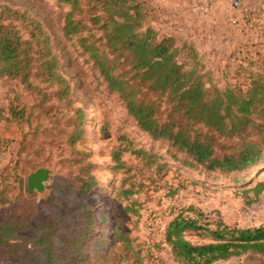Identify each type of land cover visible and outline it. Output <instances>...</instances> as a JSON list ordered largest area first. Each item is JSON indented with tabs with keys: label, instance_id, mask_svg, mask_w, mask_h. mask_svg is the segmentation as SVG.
Wrapping results in <instances>:
<instances>
[{
	"label": "rangeland",
	"instance_id": "374dc122",
	"mask_svg": "<svg viewBox=\"0 0 264 264\" xmlns=\"http://www.w3.org/2000/svg\"><path fill=\"white\" fill-rule=\"evenodd\" d=\"M149 1L147 24L160 39H176L178 59L202 75L206 87L245 89L264 75V29L249 23L262 32V38H252L240 24H212L205 8L201 16L166 19L178 0ZM0 5L27 11L42 23L70 86L68 100L61 102L53 97L57 88L36 72L29 87L0 76V217L8 215L25 228L19 234L23 244L34 246L33 228L41 223L64 219L55 236L63 251L61 235L75 225L59 209L80 200L94 212L86 264H183L165 241L167 226L178 217L197 221L198 229L184 233L194 244L209 243L208 231L218 227L264 226V192L250 190L264 181V171L244 183L253 169L227 174L187 166V155L138 127L87 55L63 37L68 7L55 0H0ZM79 109L82 137L73 144ZM40 168L50 170V181L43 193L30 195L27 179ZM81 180L94 183L90 193H80ZM214 264H264V256L249 252Z\"/></svg>",
	"mask_w": 264,
	"mask_h": 264
},
{
	"label": "trees",
	"instance_id": "16d2710c",
	"mask_svg": "<svg viewBox=\"0 0 264 264\" xmlns=\"http://www.w3.org/2000/svg\"><path fill=\"white\" fill-rule=\"evenodd\" d=\"M55 1L68 7L63 37L77 43L93 71L119 96L143 132L187 155L185 164L191 168L227 174L253 169L244 183L264 171V75L245 89L206 87L203 76L178 59L176 39H160L147 24L149 0ZM54 49L48 31L29 12L0 5L1 77L20 79L29 87L36 72L37 78L57 88L53 97L67 101L70 86L59 72ZM77 113L73 144L82 137L83 112L79 109ZM81 183L82 194L95 186ZM250 190L261 194L264 181L255 182ZM59 215H72L75 225L61 235V252L55 236L64 219L33 228L35 244L31 247L21 242L19 234L25 228L8 215L0 217V264H86L94 212L80 200L59 209ZM198 228L197 221L181 217L167 226L165 241L178 262L214 264L249 252L264 256V226L218 227L208 231L210 242L205 244L184 237L186 231Z\"/></svg>",
	"mask_w": 264,
	"mask_h": 264
},
{
	"label": "crops",
	"instance_id": "0c3cea01",
	"mask_svg": "<svg viewBox=\"0 0 264 264\" xmlns=\"http://www.w3.org/2000/svg\"><path fill=\"white\" fill-rule=\"evenodd\" d=\"M158 3L160 5L162 4L164 7L167 6L165 5V1L162 2L159 1ZM176 6L178 7H174L175 9L171 10L170 11L171 13L169 11H166V13H164L165 15H167L166 19H171L170 18L171 15H175V14H177L178 16L180 15L187 16L189 13L190 14L197 13L198 15L201 16V12L205 8L209 10V15H211L210 18L212 20V24H217L219 21L224 22L225 24H228L229 26L232 27H235L236 25L240 24L241 27L242 26L244 27L246 32L250 33L249 34L250 37L262 38V32L251 28L249 22H247L244 19L243 15L230 6L229 0H178ZM220 10H221L222 18H220V14H219ZM168 15L170 17H168ZM263 27H264V18H263Z\"/></svg>",
	"mask_w": 264,
	"mask_h": 264
},
{
	"label": "built area",
	"instance_id": "2783aa9c",
	"mask_svg": "<svg viewBox=\"0 0 264 264\" xmlns=\"http://www.w3.org/2000/svg\"><path fill=\"white\" fill-rule=\"evenodd\" d=\"M230 6L257 30H263L264 0H229Z\"/></svg>",
	"mask_w": 264,
	"mask_h": 264
},
{
	"label": "water",
	"instance_id": "95a60500",
	"mask_svg": "<svg viewBox=\"0 0 264 264\" xmlns=\"http://www.w3.org/2000/svg\"><path fill=\"white\" fill-rule=\"evenodd\" d=\"M50 178L51 172L45 168H40L34 173H31L27 179L28 194L43 193Z\"/></svg>",
	"mask_w": 264,
	"mask_h": 264
}]
</instances>
